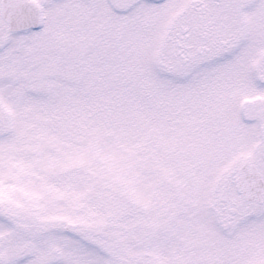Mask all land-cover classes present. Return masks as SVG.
Wrapping results in <instances>:
<instances>
[{"label": "snow or ice", "instance_id": "obj_1", "mask_svg": "<svg viewBox=\"0 0 264 264\" xmlns=\"http://www.w3.org/2000/svg\"><path fill=\"white\" fill-rule=\"evenodd\" d=\"M0 264H264V0H0Z\"/></svg>", "mask_w": 264, "mask_h": 264}]
</instances>
